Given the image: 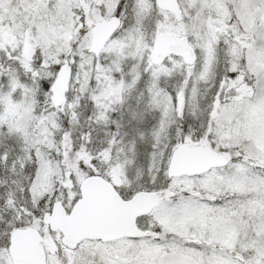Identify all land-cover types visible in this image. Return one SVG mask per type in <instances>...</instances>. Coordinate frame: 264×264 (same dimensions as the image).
I'll return each mask as SVG.
<instances>
[{"label":"snow or ice","instance_id":"snow-or-ice-1","mask_svg":"<svg viewBox=\"0 0 264 264\" xmlns=\"http://www.w3.org/2000/svg\"><path fill=\"white\" fill-rule=\"evenodd\" d=\"M0 264H264V0H0Z\"/></svg>","mask_w":264,"mask_h":264}]
</instances>
